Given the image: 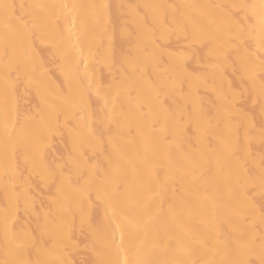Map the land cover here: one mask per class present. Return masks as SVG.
<instances>
[{
  "label": "bare ground",
  "instance_id": "obj_1",
  "mask_svg": "<svg viewBox=\"0 0 264 264\" xmlns=\"http://www.w3.org/2000/svg\"><path fill=\"white\" fill-rule=\"evenodd\" d=\"M0 264H264V0H0Z\"/></svg>",
  "mask_w": 264,
  "mask_h": 264
}]
</instances>
